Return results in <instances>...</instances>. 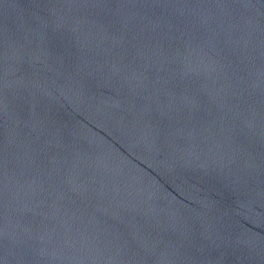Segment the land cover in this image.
Listing matches in <instances>:
<instances>
[{"label": "water", "instance_id": "water-1", "mask_svg": "<svg viewBox=\"0 0 264 264\" xmlns=\"http://www.w3.org/2000/svg\"><path fill=\"white\" fill-rule=\"evenodd\" d=\"M0 264H264V0H0Z\"/></svg>", "mask_w": 264, "mask_h": 264}]
</instances>
